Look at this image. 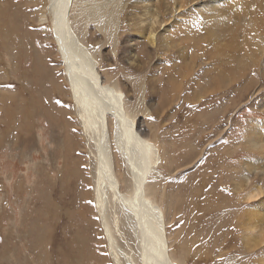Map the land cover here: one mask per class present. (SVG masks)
Wrapping results in <instances>:
<instances>
[{
	"label": "rangeland",
	"instance_id": "1",
	"mask_svg": "<svg viewBox=\"0 0 264 264\" xmlns=\"http://www.w3.org/2000/svg\"><path fill=\"white\" fill-rule=\"evenodd\" d=\"M114 5L72 0L68 15L103 82L123 93L126 113L155 146L158 173L146 192L165 214L173 262L263 264L264 218L252 222L251 211L264 212V149L248 140L252 126L264 140V62L250 63L243 77L242 64L231 73L198 57V72L183 76L155 49L139 71L130 50L142 35L123 10L118 27L108 23ZM57 8L53 0H0V264H116L114 254L121 264L128 257L144 264L135 214L110 198L109 231L101 225L96 147L53 37ZM111 156L131 195L133 179L115 147Z\"/></svg>",
	"mask_w": 264,
	"mask_h": 264
},
{
	"label": "bare ground",
	"instance_id": "2",
	"mask_svg": "<svg viewBox=\"0 0 264 264\" xmlns=\"http://www.w3.org/2000/svg\"><path fill=\"white\" fill-rule=\"evenodd\" d=\"M122 1L118 0V5H114V10L107 16V21L112 24L110 22L112 20V26L118 27L121 18L119 12L122 10L135 19L132 21L133 25H137V31L142 38L131 42L135 48L132 47L130 51L135 52L133 59L141 62V65H137L139 71L146 69L143 59L154 53L155 49L168 53L171 56L170 60H175V66L171 65L172 70L176 71V67H179L177 72L183 76L196 70L198 57L203 58L199 63L207 61L214 64L213 67L219 64L226 72L232 69L231 73L236 70L235 63L242 64L243 67L238 70L240 76L245 73L243 77L248 76L246 69L250 63L259 65L264 62V0H133L130 3L129 0H125L124 3ZM53 2L58 3L53 18V37L63 59L71 96L78 106L77 114L88 129L90 140L96 147L95 156L98 163L96 193L102 213L101 225L109 231L105 225L104 212L109 199L112 198L124 211L136 215L139 224H136L138 226L135 230L140 236L144 264H175L170 254L165 214L146 192L148 177L152 173H158L155 146L142 136L135 121L126 113L123 93L115 86L103 82L96 68L97 62L91 59L90 52L88 53L86 47L81 44L68 15L72 0ZM137 4L141 6L137 8ZM150 5L155 7L153 11ZM192 7L196 8L197 13L192 12L194 17L189 22L188 13ZM41 20L48 22L49 17L43 13ZM148 21L150 23L146 24ZM235 75V79H238V75ZM108 118H111L114 127L112 136ZM250 131L254 135H249V146L264 149V140L259 128L252 126ZM113 147L120 154L133 179L134 192L131 195L121 190L120 181L113 167L114 162L112 163ZM250 161L244 160L245 166L255 168L254 162ZM259 192L260 187L256 185L248 191L247 198L251 200ZM251 213L255 214L252 222L264 218V212H260V216L257 212ZM110 241L112 245L115 244L113 239ZM114 258L116 264H121L116 254ZM127 259L129 264L133 263L130 257Z\"/></svg>",
	"mask_w": 264,
	"mask_h": 264
}]
</instances>
